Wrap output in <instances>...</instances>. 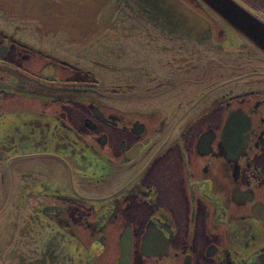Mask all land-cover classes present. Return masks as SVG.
<instances>
[{
	"label": "flooded vegetation",
	"instance_id": "1",
	"mask_svg": "<svg viewBox=\"0 0 264 264\" xmlns=\"http://www.w3.org/2000/svg\"><path fill=\"white\" fill-rule=\"evenodd\" d=\"M187 1L214 43L238 48ZM240 1L264 17V0ZM96 77L0 31V171L18 176L27 207L81 264H118L121 236L129 264H264V92L179 130L106 102Z\"/></svg>",
	"mask_w": 264,
	"mask_h": 264
},
{
	"label": "water",
	"instance_id": "2",
	"mask_svg": "<svg viewBox=\"0 0 264 264\" xmlns=\"http://www.w3.org/2000/svg\"><path fill=\"white\" fill-rule=\"evenodd\" d=\"M193 1L238 48L214 43L211 21L184 0H0V31L100 75L106 102L160 111L181 130L223 99L264 92V17L240 0ZM136 73L192 77H129ZM17 182L0 171V264H81ZM118 245V264H129V241Z\"/></svg>",
	"mask_w": 264,
	"mask_h": 264
},
{
	"label": "rangeland",
	"instance_id": "3",
	"mask_svg": "<svg viewBox=\"0 0 264 264\" xmlns=\"http://www.w3.org/2000/svg\"><path fill=\"white\" fill-rule=\"evenodd\" d=\"M187 4H189V2L187 0H184ZM191 2H193L199 9H201L193 0H190ZM190 5V4H189ZM191 6V5H190ZM194 10H196L194 7H192ZM202 10V9H201Z\"/></svg>",
	"mask_w": 264,
	"mask_h": 264
}]
</instances>
